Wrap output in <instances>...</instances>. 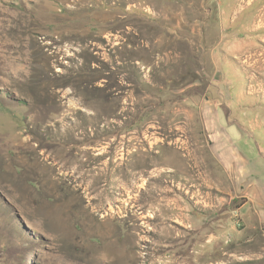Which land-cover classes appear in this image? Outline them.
<instances>
[{"label":"rangeland","instance_id":"374dc122","mask_svg":"<svg viewBox=\"0 0 264 264\" xmlns=\"http://www.w3.org/2000/svg\"><path fill=\"white\" fill-rule=\"evenodd\" d=\"M149 1L0 0V264H264V0L232 54Z\"/></svg>","mask_w":264,"mask_h":264},{"label":"crops","instance_id":"0c3cea01","mask_svg":"<svg viewBox=\"0 0 264 264\" xmlns=\"http://www.w3.org/2000/svg\"><path fill=\"white\" fill-rule=\"evenodd\" d=\"M168 1L169 0H164V3H162L161 5L158 4L159 8H157V11L152 9V6L150 5L151 2H155L154 0H150L148 2V6L150 11H152L154 15L158 18H163V19L164 18L168 19L170 17L175 18V24L168 25L170 26L171 30L173 26L175 27L176 25L186 28L187 31L185 32H187L190 35H185L184 38L186 41L191 43V47L193 50L204 48L206 50L211 49V51H214L218 47L222 48V45L225 43V47L229 53L226 50L224 49L223 50L226 51L228 54H230V52L232 54L233 47L237 46L238 37H236L235 35V33L237 32V30H235L236 25L232 26L230 24V17L237 16L240 13H243V11H241L239 8L238 9L235 8L236 0H172L169 2ZM189 18H196V19L191 20ZM200 30H202L201 39L199 37ZM231 34H233L234 36L230 39ZM234 39L235 41H233ZM129 99L130 98H126L125 100L127 102L123 103L125 105V109L128 110L130 104L132 105L135 104L134 98H132V101H129ZM198 122L199 121L197 122L186 121L187 124L186 126H184L183 123L178 122L176 126L180 128L188 129L190 132L196 129L197 135L203 136L202 142L200 141L201 143L199 144L200 147H197V149L195 150L198 158L202 161H208L209 157H211L214 161H217L219 165H223L218 155L219 147H220V145H218V142L220 141L222 131L227 126L231 125L232 122L240 123L241 126L243 125L245 129L247 128L249 130L248 126L245 123H242L241 120L234 118H230L228 120V123L222 126L221 125L216 126L214 123L203 122V121H201L200 125H197L199 124ZM260 129L263 128L260 127ZM255 130L256 128H253L252 131L250 130L249 131L251 133H254L253 131ZM193 134L194 133L192 132L190 133L191 136ZM262 134L264 135V132ZM262 139L264 140L263 137ZM211 175L212 173L209 172L204 173L203 175L204 181H206L205 183H207L210 187H212V189H216L217 187L215 186L214 184L215 182L213 181ZM238 185H240V187H243V191L245 195L249 197V200L253 204L256 203L261 208L264 209V198L262 197V191L260 189H258L259 201H257V198H252L249 195L247 188L245 186H241L242 183ZM166 204L167 207L170 208L171 210L174 207H176L173 206V203L171 202H166Z\"/></svg>","mask_w":264,"mask_h":264},{"label":"flooded vegetation","instance_id":"af4514ba","mask_svg":"<svg viewBox=\"0 0 264 264\" xmlns=\"http://www.w3.org/2000/svg\"><path fill=\"white\" fill-rule=\"evenodd\" d=\"M92 135H95V132H92ZM122 135H123V134H121L120 136L122 137ZM116 140H118V138H116V137H115V138H112V141H116ZM118 142H122V140L119 139ZM113 145H115V143H113ZM106 146H107V145H106ZM116 146H117V148L119 147V151H120V154H121L119 157H122V155L124 154V150H123V149H124V146H123V145H122V146H121V145H118V143H116ZM94 148H95V147H94ZM97 148H98V147H97ZM97 153H101V154H102V151H99V152H97Z\"/></svg>","mask_w":264,"mask_h":264},{"label":"bare ground","instance_id":"6f19581e","mask_svg":"<svg viewBox=\"0 0 264 264\" xmlns=\"http://www.w3.org/2000/svg\"><path fill=\"white\" fill-rule=\"evenodd\" d=\"M47 43H51L50 41H48ZM66 46H69V47H72L74 44H71V43H67V44H65ZM64 45V46H65ZM59 48V47H58ZM65 48V47H64ZM73 52V51H72ZM74 54V53H73ZM72 54V55H73ZM67 55H68V53H67ZM261 56H263L264 55V51L262 52V54H260ZM66 62H68L67 60H66ZM57 70H59V68L57 69ZM113 145V144H112ZM113 213H115V212H113ZM110 214V213H109ZM104 216H106V215H104ZM174 259V258H173ZM169 262V261H168ZM178 262V261H177Z\"/></svg>","mask_w":264,"mask_h":264}]
</instances>
